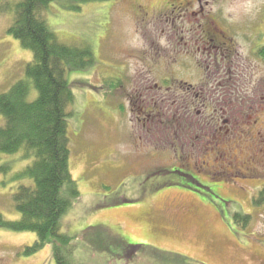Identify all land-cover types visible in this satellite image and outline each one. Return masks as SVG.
Returning <instances> with one entry per match:
<instances>
[{"label":"rangeland","instance_id":"rangeland-1","mask_svg":"<svg viewBox=\"0 0 264 264\" xmlns=\"http://www.w3.org/2000/svg\"><path fill=\"white\" fill-rule=\"evenodd\" d=\"M16 1L0 11V95L28 79L32 58L7 32ZM193 10L184 24L145 29L135 24L132 0H56L44 14L59 41L93 53L86 70L66 76L74 94L69 168L80 196L60 230L73 237L75 264H264V171L229 166L220 156L230 147L236 155L241 130L262 147L260 123L250 121L264 123V61L255 55L264 47V0H201ZM217 27L224 35L213 34ZM202 45L218 50L217 58L201 56ZM200 88L208 93L200 96L205 108ZM35 96L33 88L27 98ZM145 111H156L154 122L137 121ZM30 164L20 152L0 154L3 221L20 218L14 195L30 182L18 177ZM236 212L249 214L248 222L236 223ZM91 226L110 234L98 232L111 248L117 236L138 247L113 260L95 236H82ZM35 238L0 225V264H55L52 244L21 253Z\"/></svg>","mask_w":264,"mask_h":264},{"label":"trees","instance_id":"trees-1","mask_svg":"<svg viewBox=\"0 0 264 264\" xmlns=\"http://www.w3.org/2000/svg\"><path fill=\"white\" fill-rule=\"evenodd\" d=\"M54 1L17 0L7 29L32 52V58L25 66L29 80H19L0 95V114L5 120V125L0 127V154L20 152L21 159L30 158L31 164L18 174V177L30 179L28 184L20 185L14 195L19 220L5 222L0 216V225L35 234L33 244L25 247L22 254L28 255L52 244L55 264H75L71 260L76 251L73 237L60 230V218L80 196L69 168L67 107L73 103L74 94L66 76L68 70H86L93 63V53L89 47L58 40L44 18ZM8 6L7 0H0V11H7ZM255 55L264 61V47ZM33 88L36 96L28 100ZM0 171L6 172V166H0ZM263 193L264 190L259 192L260 195ZM249 217V214L236 212L234 221L246 224ZM99 231L110 235L101 227L91 226L83 230L82 236L88 237L86 241H93L95 236V241L102 242L113 260L137 247L125 244L117 236L112 238L111 248V240H103Z\"/></svg>","mask_w":264,"mask_h":264},{"label":"flooded vegetation","instance_id":"flooded-vegetation-1","mask_svg":"<svg viewBox=\"0 0 264 264\" xmlns=\"http://www.w3.org/2000/svg\"><path fill=\"white\" fill-rule=\"evenodd\" d=\"M200 1L201 0H164L162 5H153L150 2L144 0H132L135 13L134 21L135 24L142 23L144 29L146 26L145 24H184V18H186L188 14H192L195 16L200 13L202 16L206 17V12L204 11V7H202V5L199 6L198 13L197 11L193 10L196 4L200 3ZM177 18H180V20H177ZM139 19L142 21H139ZM212 22H214L215 24V21L210 19V24ZM200 24H209V22L201 21ZM213 34L219 36L224 35V33L219 30L218 27L213 29ZM212 41L213 38L210 40V42ZM218 52V50L215 51L214 49H212V47L207 49L204 45H202L200 55L206 57L207 54H209L211 57L217 58ZM224 55H226V57L228 58L231 54L224 53ZM225 62L227 64V60H225ZM186 88L189 92H195V90H192L193 88L191 86H186ZM196 94L199 95V97L197 96L198 98H201L200 96L207 95L208 93L204 90V88H200V90ZM199 103L203 108L206 107L204 98H201V101ZM155 108L156 107L154 106V109ZM234 111L236 110L233 109L232 112ZM155 119L156 111H145V113H142V116L139 117L137 121H139L141 124H144V121L146 120L154 122ZM258 122L260 123V128L262 129L261 131L258 130L259 132L257 131L255 135L258 139V144L260 143L262 147L258 148V146H256L255 148L252 140L253 138H251V136L253 137L254 135H251L250 131L241 130V139H239L240 143L237 145V147H240L237 148L236 155L230 153L233 150V147H230L227 152L220 154L221 157H224V160L229 166H237L239 168L242 167L251 172H258L261 170L264 171V123L258 121L257 118H255L253 121H250V123L254 124H257ZM165 130H168V127H166ZM237 153H240L239 156Z\"/></svg>","mask_w":264,"mask_h":264},{"label":"bare ground","instance_id":"bare-ground-1","mask_svg":"<svg viewBox=\"0 0 264 264\" xmlns=\"http://www.w3.org/2000/svg\"><path fill=\"white\" fill-rule=\"evenodd\" d=\"M33 233V232H32Z\"/></svg>","mask_w":264,"mask_h":264}]
</instances>
